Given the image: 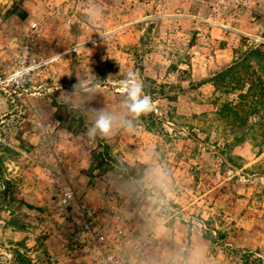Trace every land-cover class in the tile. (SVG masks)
Listing matches in <instances>:
<instances>
[{
    "label": "rangeland",
    "instance_id": "obj_1",
    "mask_svg": "<svg viewBox=\"0 0 264 264\" xmlns=\"http://www.w3.org/2000/svg\"><path fill=\"white\" fill-rule=\"evenodd\" d=\"M33 24L56 60L0 92V264L98 262L85 210L119 264H264V96L224 74L264 45V0H0V65Z\"/></svg>",
    "mask_w": 264,
    "mask_h": 264
},
{
    "label": "built area",
    "instance_id": "obj_2",
    "mask_svg": "<svg viewBox=\"0 0 264 264\" xmlns=\"http://www.w3.org/2000/svg\"><path fill=\"white\" fill-rule=\"evenodd\" d=\"M246 2L247 0H240ZM31 34L21 44L20 50L9 60L0 65V92L8 97H20L27 94H35L40 90L30 83L37 78L41 71L53 63L55 57L45 55V46L40 38V30L36 24L31 27ZM14 99H11V103ZM74 199V191L67 186L61 191L60 204L69 206ZM83 228L90 236L93 243V251L99 256L98 262L94 264H119L113 252L104 245V237L101 225L97 223L98 215L91 210L82 213Z\"/></svg>",
    "mask_w": 264,
    "mask_h": 264
},
{
    "label": "clouds",
    "instance_id": "obj_3",
    "mask_svg": "<svg viewBox=\"0 0 264 264\" xmlns=\"http://www.w3.org/2000/svg\"><path fill=\"white\" fill-rule=\"evenodd\" d=\"M98 16V10H91L89 13L91 22H95ZM78 87V84L73 85L74 89ZM123 87L127 90V98L130 101L128 109L135 117H138L141 113L151 111L150 98L146 95L142 96V84L136 79L134 73H129L128 79L123 82ZM95 111L97 117L94 125L89 129L88 135L94 136L99 132L102 136H107L112 130V118L104 109Z\"/></svg>",
    "mask_w": 264,
    "mask_h": 264
},
{
    "label": "trees",
    "instance_id": "obj_4",
    "mask_svg": "<svg viewBox=\"0 0 264 264\" xmlns=\"http://www.w3.org/2000/svg\"><path fill=\"white\" fill-rule=\"evenodd\" d=\"M246 68L254 78L249 82H245L255 94L259 89L264 96V45L258 44L256 46L249 47L240 57L236 58L224 71V74L235 76L240 70ZM223 74L220 73V77ZM252 94V95H253ZM253 112H256L257 107L251 105ZM262 112H264V102L262 104Z\"/></svg>",
    "mask_w": 264,
    "mask_h": 264
}]
</instances>
